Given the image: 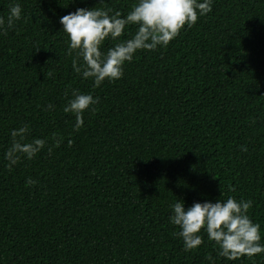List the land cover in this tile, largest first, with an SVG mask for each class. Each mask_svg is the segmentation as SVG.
I'll return each mask as SVG.
<instances>
[{
  "label": "trees",
  "instance_id": "trees-1",
  "mask_svg": "<svg viewBox=\"0 0 264 264\" xmlns=\"http://www.w3.org/2000/svg\"><path fill=\"white\" fill-rule=\"evenodd\" d=\"M13 2L21 19L0 34V264H264L226 262L203 234L185 252L168 219L178 198L242 197L264 243V0H212L98 87L72 71L59 18L124 15L134 0H0V17ZM73 89L98 98L76 131L62 111ZM21 125L46 145L8 169Z\"/></svg>",
  "mask_w": 264,
  "mask_h": 264
},
{
  "label": "clouds",
  "instance_id": "clouds-1",
  "mask_svg": "<svg viewBox=\"0 0 264 264\" xmlns=\"http://www.w3.org/2000/svg\"><path fill=\"white\" fill-rule=\"evenodd\" d=\"M211 8L212 0H134L124 15L110 9L77 8L59 18L60 31L66 35L67 52L73 57L72 71L98 87L121 79L125 64L138 52L167 47L182 29L192 27ZM19 19L21 6L13 2L6 18L0 17V34ZM130 28L134 30L129 31ZM106 41L111 46L105 48ZM97 103L98 98L91 93L72 90L62 111L74 116V131L83 125L85 111H94L91 106ZM27 131V125L10 130V145L3 154L6 168L11 169L22 159H33L45 148V139L27 141ZM35 183L31 177L25 179L26 186ZM220 197L215 202H193L187 208L179 198L168 205L169 223L178 229L175 235L181 240L184 251L198 249L203 234L226 262L264 253L260 225L248 215L252 201L233 196L223 198V193ZM206 259L211 261V257Z\"/></svg>",
  "mask_w": 264,
  "mask_h": 264
}]
</instances>
